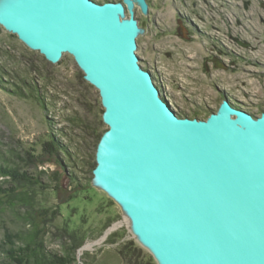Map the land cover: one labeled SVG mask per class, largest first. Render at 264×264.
I'll use <instances>...</instances> for the list:
<instances>
[{"label":"water","instance_id":"95a60500","mask_svg":"<svg viewBox=\"0 0 264 264\" xmlns=\"http://www.w3.org/2000/svg\"><path fill=\"white\" fill-rule=\"evenodd\" d=\"M125 3L129 18L116 1L0 0V25L53 64L70 54L99 90L96 186L157 264H264V113L224 100L181 116L136 53L133 7L149 4Z\"/></svg>","mask_w":264,"mask_h":264},{"label":"rangeland","instance_id":"374dc122","mask_svg":"<svg viewBox=\"0 0 264 264\" xmlns=\"http://www.w3.org/2000/svg\"><path fill=\"white\" fill-rule=\"evenodd\" d=\"M94 1L123 2L131 16L125 0ZM147 2L148 15L138 4L133 7L143 30L136 53L179 114L207 119L224 100L257 117L264 113V0ZM104 111L99 90L86 81L73 56L65 54L53 64L0 25V164L17 168L31 183L36 179V208L46 212L36 213V221L42 227L49 219L41 239L50 252L64 258L72 253L64 230L83 239L73 252L76 264H126L119 250L131 241L143 250L142 257L150 254L120 205L96 186V153L109 129ZM0 185L17 188L10 177H0ZM4 221L0 244L6 229L30 228L11 210ZM114 233L118 240L109 244ZM0 264H11L1 249Z\"/></svg>","mask_w":264,"mask_h":264},{"label":"trees","instance_id":"16d2710c","mask_svg":"<svg viewBox=\"0 0 264 264\" xmlns=\"http://www.w3.org/2000/svg\"><path fill=\"white\" fill-rule=\"evenodd\" d=\"M2 70V69H1ZM3 71V70H2ZM16 96H25L23 92H13ZM35 99L39 100V97L33 96ZM42 103L43 102L42 100ZM181 116H188L191 118L204 119L199 114L189 115L180 114ZM57 150H60L61 146L57 140L54 139L52 142ZM68 161L74 162L69 151L66 152ZM67 161V160H66ZM97 166V163H96ZM71 177L76 180V176ZM19 171L15 167L4 166L0 164V177L2 178H12L17 184V188H12L4 190L0 185V223L4 221V214L7 210H11L18 216H21L26 222H29L30 228L22 229L18 232H13L10 229H6L4 238L0 244V249L4 253L11 264H76V258L73 252L77 251L84 245L82 238H78L75 231L68 233L66 230L64 232L69 235L72 245V253H70L68 258L59 256L56 253L50 252L47 246L41 239V235L44 234L49 226V219H45L42 223V227L39 222L36 221V213L44 216L46 212L41 213L36 208V195L35 188L33 186L38 185L36 179L31 183L30 177L25 176L23 178L18 176ZM73 181L77 183L75 185H80L78 181ZM18 188H22L19 191ZM25 208V213L22 214L21 209ZM111 226V223L106 225V228ZM117 234L114 233L109 236L108 243L115 244L118 240ZM135 243L133 241L124 245L120 250L121 256L124 258L126 264H157L152 255L146 254V257H142L140 248H134Z\"/></svg>","mask_w":264,"mask_h":264},{"label":"flooded vegetation","instance_id":"af4514ba","mask_svg":"<svg viewBox=\"0 0 264 264\" xmlns=\"http://www.w3.org/2000/svg\"><path fill=\"white\" fill-rule=\"evenodd\" d=\"M235 106V105H234Z\"/></svg>","mask_w":264,"mask_h":264}]
</instances>
